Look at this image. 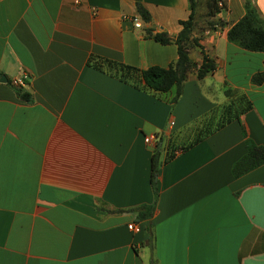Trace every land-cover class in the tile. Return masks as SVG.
<instances>
[{
	"label": "crops",
	"instance_id": "1",
	"mask_svg": "<svg viewBox=\"0 0 264 264\" xmlns=\"http://www.w3.org/2000/svg\"><path fill=\"white\" fill-rule=\"evenodd\" d=\"M141 2L149 21L134 0H0V264H264V163L232 171L246 138L264 147V83L251 81L264 53L227 39L243 0L194 15L216 65L190 71L175 102V85L154 91L110 64L177 58L147 29L174 39L188 0ZM21 71L28 101L9 83ZM153 153L155 207L139 218Z\"/></svg>",
	"mask_w": 264,
	"mask_h": 264
},
{
	"label": "trees",
	"instance_id": "2",
	"mask_svg": "<svg viewBox=\"0 0 264 264\" xmlns=\"http://www.w3.org/2000/svg\"><path fill=\"white\" fill-rule=\"evenodd\" d=\"M134 1L136 10L140 14L141 18L144 21H149L150 14L143 6L141 0ZM188 2L190 14L187 19L179 21L181 29L174 39L170 38L165 32L152 33L150 29H147L148 35L156 42L160 44H167L172 41L176 44L177 58L167 67L153 65L139 71L129 65L115 62L110 63L111 65L113 64L117 70H119L122 77L139 74L145 86L154 91L164 92L175 85L176 92L173 97V102H175L181 94L183 83L190 71L195 70L197 78L201 79L208 71L214 70L216 65L214 59L203 52L202 46L199 43V38L193 35V30L196 25L194 14L197 1L188 0ZM223 4L224 0H206L208 15H214L220 11L223 8ZM243 7L244 14L228 29L227 39L229 42L238 45L244 50L260 51L264 53V16L254 3V0H243ZM207 23L208 25H211L213 21H207ZM193 48L199 49L203 53L202 62L198 66L189 57V52ZM251 81L253 84L257 85L264 83V70L254 73L251 77ZM19 96L25 101L30 100V94L25 90H19ZM197 140L198 139L182 148L185 149ZM246 146L247 152L245 155L237 160L233 165L232 171L235 176H238L264 163L263 146L257 145L249 138H246ZM171 156L172 154L169 155V158ZM158 165L156 153H153L150 181L154 192V201L152 204L141 206L139 218H149L153 213L157 197ZM150 264H156L152 258L150 260Z\"/></svg>",
	"mask_w": 264,
	"mask_h": 264
},
{
	"label": "built area",
	"instance_id": "3",
	"mask_svg": "<svg viewBox=\"0 0 264 264\" xmlns=\"http://www.w3.org/2000/svg\"><path fill=\"white\" fill-rule=\"evenodd\" d=\"M134 26L135 27H140L141 26V21L138 18H134ZM29 81V74L25 71H21L18 75H15L9 79V83L16 88H22L27 85V82ZM172 124V122H171ZM156 138V135L154 133H150L144 136V142L147 144H150L154 141ZM127 227L134 231L138 232L140 229V226L136 222H130Z\"/></svg>",
	"mask_w": 264,
	"mask_h": 264
},
{
	"label": "rangeland",
	"instance_id": "4",
	"mask_svg": "<svg viewBox=\"0 0 264 264\" xmlns=\"http://www.w3.org/2000/svg\"><path fill=\"white\" fill-rule=\"evenodd\" d=\"M196 1H197V6L194 15L198 16L203 14L207 10V6H206V0H196Z\"/></svg>",
	"mask_w": 264,
	"mask_h": 264
},
{
	"label": "water",
	"instance_id": "5",
	"mask_svg": "<svg viewBox=\"0 0 264 264\" xmlns=\"http://www.w3.org/2000/svg\"><path fill=\"white\" fill-rule=\"evenodd\" d=\"M209 72H210V71H208L207 73H209ZM1 80L5 81V78L2 76V77H1Z\"/></svg>",
	"mask_w": 264,
	"mask_h": 264
}]
</instances>
